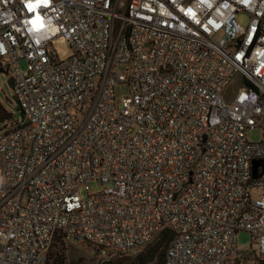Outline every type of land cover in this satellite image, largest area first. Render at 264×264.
Listing matches in <instances>:
<instances>
[{
	"label": "built area",
	"instance_id": "obj_1",
	"mask_svg": "<svg viewBox=\"0 0 264 264\" xmlns=\"http://www.w3.org/2000/svg\"><path fill=\"white\" fill-rule=\"evenodd\" d=\"M0 67V264L166 228L163 264H264V0H0Z\"/></svg>",
	"mask_w": 264,
	"mask_h": 264
},
{
	"label": "rangeland",
	"instance_id": "obj_2",
	"mask_svg": "<svg viewBox=\"0 0 264 264\" xmlns=\"http://www.w3.org/2000/svg\"><path fill=\"white\" fill-rule=\"evenodd\" d=\"M247 17L244 14L239 13V23L240 27L243 28L246 25ZM18 65L21 69H25L26 62L24 59H20ZM8 75L0 73V101L4 104L6 109L11 112V116L14 118L19 117L20 112L16 108L15 98L13 96L12 89L7 85L6 79ZM237 84L235 82L229 83L223 92L225 99L229 100L236 90ZM128 87L126 84L121 83L115 87V94L121 96L126 94ZM247 138L252 141H259L262 139V132L259 128H252L247 131ZM103 188V185L99 181L89 182V192L94 193ZM84 194V192H82ZM256 194V191H253V195ZM155 238V237H154ZM237 245L243 247L247 245L250 241V235L246 231H241L236 236ZM55 240H53L52 244ZM151 242V241H150ZM149 242V243H150ZM52 244L48 250V253L52 249ZM148 243L143 246L140 250L144 249ZM62 246L60 253L63 255V264H104V261L113 260L115 262L120 261V264H125L128 260L127 257H131L136 254L138 251L131 252L127 255L114 256L111 258H104L99 256L91 247L87 244H80L73 242L69 239L62 238ZM47 253V254H48ZM47 261V256H46Z\"/></svg>",
	"mask_w": 264,
	"mask_h": 264
},
{
	"label": "trees",
	"instance_id": "obj_3",
	"mask_svg": "<svg viewBox=\"0 0 264 264\" xmlns=\"http://www.w3.org/2000/svg\"><path fill=\"white\" fill-rule=\"evenodd\" d=\"M0 73H2L1 67ZM11 115V112L8 111L4 104L0 101V122L9 119ZM171 236L172 233L169 229H163L150 243H148L146 247H144V249L140 250L131 257H127L128 260L125 264H163L165 248ZM62 238L63 237L61 235L54 238L55 241L52 244V249L47 254L46 264H63V255L60 253L63 248ZM117 256L118 258L121 257L119 255ZM104 264H120V261L115 262L113 260H108L104 261Z\"/></svg>",
	"mask_w": 264,
	"mask_h": 264
},
{
	"label": "water",
	"instance_id": "obj_4",
	"mask_svg": "<svg viewBox=\"0 0 264 264\" xmlns=\"http://www.w3.org/2000/svg\"><path fill=\"white\" fill-rule=\"evenodd\" d=\"M6 83H7V85L12 89V87H13V78H12V76L7 77V79H6ZM259 164H261L262 167L264 168V159H262V160H255V161L253 162V175H254V176H256V167H257Z\"/></svg>",
	"mask_w": 264,
	"mask_h": 264
}]
</instances>
